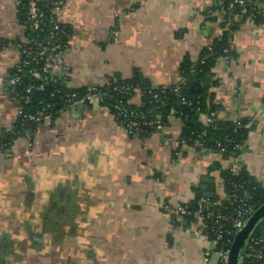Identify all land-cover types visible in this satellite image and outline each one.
<instances>
[{"label":"crops","instance_id":"0c3cea01","mask_svg":"<svg viewBox=\"0 0 264 264\" xmlns=\"http://www.w3.org/2000/svg\"><path fill=\"white\" fill-rule=\"evenodd\" d=\"M215 2L64 0L66 68L51 74L70 89L136 73L155 86L180 84L184 57L196 60L221 33ZM260 8L263 21L233 30L234 54L215 68L217 119L249 121L238 153L224 159L179 147L183 122L173 114L163 131L142 136L102 103L68 105L36 126L32 145L16 137L0 153V264H202L211 243L200 223L163 204L188 205L197 193L222 199V172L231 165L264 187L263 1ZM19 10L17 0H0V135L19 116L7 84L24 35ZM31 98L41 105L45 93Z\"/></svg>","mask_w":264,"mask_h":264},{"label":"trees","instance_id":"16d2710c","mask_svg":"<svg viewBox=\"0 0 264 264\" xmlns=\"http://www.w3.org/2000/svg\"><path fill=\"white\" fill-rule=\"evenodd\" d=\"M247 13L236 23L229 25L226 19L230 14L240 12L238 3L235 4V9L230 12L229 7L236 0H223L220 5L219 0H216L213 6L214 10H218L223 16L221 22L222 30L220 35L208 46L202 49L196 60L189 56L184 57L180 65L181 75L183 80L180 84L173 86H155L149 80L136 73L133 77L123 80H110L109 84L99 85L98 89L107 91V95L103 97L102 104L107 106L115 117H122V112L137 110L144 115V120L150 121L160 118L165 124H168L170 116L175 115L181 118L183 129L179 139V147L183 144L193 146L198 149H208L220 153L221 147L224 151L221 156L228 159L238 153L240 149H235L236 144H242L248 133V120L245 118H236L234 120L219 121L216 117L218 105L214 100L213 87L217 84L215 76V68L218 63L225 58L233 56L231 46V33L237 29L242 22L248 19H253L256 23L262 22V8L260 1L264 0H246ZM20 18L22 23L26 22V7L22 5L19 8ZM46 21L51 23L55 16L51 12V7L44 6ZM70 29L61 23L59 29L60 40L62 44L68 43L70 37ZM32 36L37 41H44L49 37V31H33ZM41 64L32 63L27 67L21 68V82L18 90L23 92L27 86H39L42 83ZM16 69L12 70L14 73ZM11 73V74H12ZM55 78V77H54ZM198 79L201 82V90L195 91L191 82ZM58 80V79H57ZM70 88H67L58 80L56 84L50 83L46 86V94L44 103L36 105L30 103L25 112L35 111L38 108L48 103L47 111L50 115L55 116L60 110L67 107L65 104V93ZM125 89L126 92H122ZM177 89V90H176ZM78 92H84L85 89H71ZM140 94V102H134V98ZM186 101V102H185ZM121 102V111L113 108V105ZM205 114L211 118V122L206 124L202 121L201 115ZM39 123L30 122L24 119V116H18L17 122L14 125L15 130L22 128H30L35 130ZM139 135H147L154 132V128L144 125L141 127ZM18 137L12 132H6L0 135V143L10 145L14 138ZM197 140L203 143V146H196ZM184 141V143H183ZM239 174H233L229 167L222 172V183L225 197L207 198L208 204L204 206V220L201 224L202 233L206 235L209 241H217L216 247H230L231 241L234 238L225 231L230 228L229 221L217 220V213L229 215L232 218L235 216V209L241 204L240 198H244V194L248 193L249 198L246 200V206L254 212L262 204H264V187L248 173V171L240 165ZM237 197H236V196ZM200 193H197L195 198L188 204L184 205L188 214L184 215L187 222L196 221L199 200L203 198ZM264 219L252 231L251 238L244 246L242 264H264V256L258 257L256 254L262 246L259 240L263 237ZM220 228L221 232L216 231ZM256 240H252L253 238ZM229 238L231 241H229ZM246 252H251L250 256H245Z\"/></svg>","mask_w":264,"mask_h":264},{"label":"built area","instance_id":"2783aa9c","mask_svg":"<svg viewBox=\"0 0 264 264\" xmlns=\"http://www.w3.org/2000/svg\"><path fill=\"white\" fill-rule=\"evenodd\" d=\"M220 5H222L223 0H219ZM238 3L237 6H239L240 12L235 14H230L226 19L227 23L229 25H232L236 22H238L243 15L247 13V1L246 0H236L235 3H232L229 7V11L232 12L235 9V4ZM17 4L19 8L22 5H25L26 7V22L23 23L24 26V35L22 40H20L17 43V47L20 53V58L16 65L14 66V69L16 71L11 74L9 77V80L7 82L10 95L12 100L17 104L18 106V114L19 116L23 115L24 119L30 122L40 123L45 118L49 117L50 114L47 111V107L49 106L48 103L44 104L41 108H38L35 111H29L25 112L26 107L32 103L31 98V92L34 88H40L44 91L46 94V86L50 83L56 84L58 80L54 78V76L51 74L52 69L55 67H63L66 68L65 61L63 58V53L68 48V43L62 44L59 42L60 35H59V29L61 26V21L58 18V13L64 6V0H17ZM44 6L51 7V12L53 16H55V19L49 23L46 21V14L44 10ZM251 19V18H250ZM253 20V19H252ZM49 31V37L45 39L44 41H37L33 36V31ZM41 64V77H42V83L39 86H32L29 85L26 87V89L21 92L18 90V86L21 82V74L19 73L21 68L27 67L30 64ZM105 84H109V81ZM99 85L89 86L86 88L84 92H78L69 89L65 93V104L68 105H75V104H85L88 106H93L94 104L101 103L104 96L107 95V91H103L101 89H98ZM177 90V89H176ZM122 92L127 91L125 89H121ZM186 102V101H185ZM113 108L122 112L121 109V102H118L113 105ZM115 117V115H114ZM116 121L120 124H122L129 134L133 135H139L141 132V127L144 125L150 126L151 128H154L155 131H163L166 124L160 119H154V120H144V115L137 111V110H130L129 112H122V117H115ZM206 124H209L211 122L210 117H206ZM234 122H238L237 119H234ZM33 129L30 128H22L19 130H15L14 127H12L8 132H12L18 137H24L29 141V145H32V138L34 135ZM184 143V141H183ZM183 148L187 146L186 144H183ZM196 146H203V143L199 140L196 142ZM242 147V144H236L234 146L235 149H240ZM9 149V145L5 143H0V153L7 152ZM224 151V147H221L220 149V155L221 152ZM183 152V149L176 151L177 154H181ZM230 171L237 175L239 174V167L237 165H231L229 166ZM220 186L223 187V183H220ZM236 196V195H235ZM244 198H240L241 204L238 206L237 209H235V216L232 218L229 215L223 214L221 212H218L217 220L219 221H229L230 222V228L226 229L228 235L233 236L235 238L237 232L239 229L243 227L247 219L251 216L253 213L252 209L246 206V200L249 198V194L245 193ZM237 197V196H236ZM199 208H198V214H197V221L200 223V231L201 230V224L204 220L203 210L204 206L208 204L207 197H203L199 200ZM163 208L167 210L175 211L177 214H180L181 216H184L188 214L189 212L185 208L184 205H178L175 207L170 206L169 204H163ZM216 231L221 232L220 228H216ZM203 234V233H202ZM204 235V234H203ZM206 236V235H204ZM252 233L250 234L248 240L251 238ZM230 240L233 243V240ZM257 238H253L252 240H256ZM247 240V241H248ZM262 242L261 248L257 252L258 257L264 256V227H263V237L259 239ZM211 246L205 250L204 252V258L202 260V264H228L229 256H230V247H216L217 241H210ZM231 243V245H232ZM215 254L217 260L214 262L212 260V255ZM251 252H246L245 256H250ZM243 257H241V263L242 264Z\"/></svg>","mask_w":264,"mask_h":264},{"label":"water","instance_id":"95a60500","mask_svg":"<svg viewBox=\"0 0 264 264\" xmlns=\"http://www.w3.org/2000/svg\"><path fill=\"white\" fill-rule=\"evenodd\" d=\"M192 88L195 91H200V81L198 79H195L191 82ZM44 91L40 88H34L33 89V99L34 101L38 102L40 98L43 96ZM205 197H212V194L204 193ZM264 219V204H262L259 208H257L251 216L247 219L245 224L241 229L238 230L233 243L231 245L230 249V256L228 264H240L241 263V257L243 253V249L245 244L247 243V240L252 233V231L255 229V227Z\"/></svg>","mask_w":264,"mask_h":264}]
</instances>
